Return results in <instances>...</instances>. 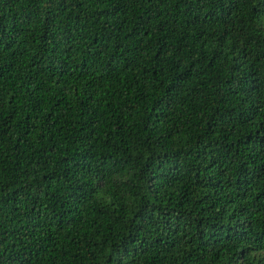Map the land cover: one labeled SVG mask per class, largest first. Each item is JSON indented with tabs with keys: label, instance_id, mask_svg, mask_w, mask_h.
<instances>
[{
	"label": "trees",
	"instance_id": "obj_1",
	"mask_svg": "<svg viewBox=\"0 0 264 264\" xmlns=\"http://www.w3.org/2000/svg\"><path fill=\"white\" fill-rule=\"evenodd\" d=\"M0 264H264V0H0Z\"/></svg>",
	"mask_w": 264,
	"mask_h": 264
}]
</instances>
